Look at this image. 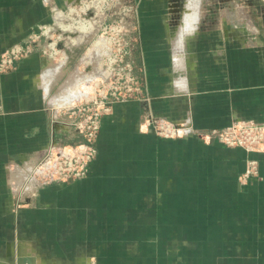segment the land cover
<instances>
[{"label":"crops","instance_id":"crops-1","mask_svg":"<svg viewBox=\"0 0 264 264\" xmlns=\"http://www.w3.org/2000/svg\"><path fill=\"white\" fill-rule=\"evenodd\" d=\"M69 1L0 0V55ZM137 2L151 103L105 117L85 179L42 186L30 174L52 144L72 142L54 115L82 99L79 66L67 74L34 53L0 75V264H264V152L205 135L264 123V29L249 33L243 10L218 1L215 13L214 1L187 0L178 27L168 0ZM70 77L76 91L64 88ZM147 113L192 134L162 139ZM249 158L259 176L242 184Z\"/></svg>","mask_w":264,"mask_h":264},{"label":"built area","instance_id":"built-area-1","mask_svg":"<svg viewBox=\"0 0 264 264\" xmlns=\"http://www.w3.org/2000/svg\"><path fill=\"white\" fill-rule=\"evenodd\" d=\"M87 1L91 2L82 0V3ZM78 2L80 0H75L66 7L53 5L51 24L40 26L23 42L0 55V75L12 72L18 62L34 53L58 65H66L72 51L69 46L75 48L79 45L74 40L80 37L81 32H84L83 37L95 33L91 23L96 16L85 13L83 15H87L88 19L83 20L77 13ZM126 2L128 4V0ZM103 19L99 28L100 39L95 42L92 51L91 65L95 72L86 82L92 91L82 99L61 107L62 119L73 132V139L68 145L52 144L31 169V177L39 185L85 179L99 155L98 143L105 117L114 112L117 104L128 101L140 103L144 110L150 106L146 72L137 56L141 46L137 17L120 13L115 19V15L106 12ZM107 20H113L112 24L108 25ZM143 118L144 124L166 139L192 134L183 125L164 117L147 113ZM205 135L228 148H241L248 154L264 152V123L235 121L229 127L214 129ZM246 165V171L241 175L242 184L259 176L257 159L249 158Z\"/></svg>","mask_w":264,"mask_h":264},{"label":"rangeland","instance_id":"rangeland-1","mask_svg":"<svg viewBox=\"0 0 264 264\" xmlns=\"http://www.w3.org/2000/svg\"><path fill=\"white\" fill-rule=\"evenodd\" d=\"M168 1L169 3L167 6V12L170 14V17H172L173 21L171 22L173 26L175 25L174 27H178L181 24L183 13L186 8L187 0H168ZM210 1L215 2V3L212 2L213 8H210L211 11L215 13L219 12V9H220L219 5H216V1L228 5V7L232 10L241 8L244 14L246 15V20L248 23L247 24L243 22V25L249 28L248 30L249 33L254 28L259 29V30L260 28L264 29V0H210ZM69 2L70 3H67L66 5L70 6L71 2L73 3V1H69ZM84 3H82V0H80V2L77 3V6L79 5L77 7V10H78L77 13H79L82 16L83 20L88 19L87 15H83L85 13H90V15L96 16L94 19L95 21L91 23V25L95 27V31H94L95 33L85 34L84 37L82 34L84 32L80 34V40L75 43L77 44L79 42L81 43H79V45L76 46L75 48L74 46H69L71 47L70 49L72 50L70 51V59H69L70 61L64 66L67 67L66 69L67 74L73 73L74 70H76L77 67L79 66L80 71L86 75L83 77L82 83H80V87L82 86V89H84L82 90V93L85 94V93H91L92 91L91 86L89 85V83H86V82L91 76L89 73H90L91 67H93L91 65L92 51L94 50L95 42H97L100 39L99 28L104 21L103 15L106 14V12H110L111 14L115 15V19L119 17L120 13L122 15L128 14L130 16L134 14L135 17H138L139 3L137 2V0H128V4L126 0H91V2L87 1ZM205 4H206V1L203 3V5ZM190 7L194 8L193 5ZM110 8H111V11H110ZM202 10L203 12H205L204 7H202ZM112 21L113 20H107V22H109L108 25H111ZM188 22L186 21V23ZM117 24L119 25L118 21H117ZM71 78H72V81L75 80L73 77H70L69 79ZM64 88H65V85H64ZM74 102L76 101H73L71 103H74ZM55 112L56 113L54 116L59 117V118L62 117L61 116V106L57 107V109H55ZM68 131L70 132L71 130L68 128ZM70 133L73 134L72 131ZM65 138H67V136H65L64 139L63 138L61 139L62 141L61 144L68 145L70 142L68 143V141L65 140ZM160 138L166 139L164 137H160ZM61 141H58L57 143H60ZM50 261L56 264V260H50ZM20 263L23 264L22 261ZM92 264H94V262Z\"/></svg>","mask_w":264,"mask_h":264},{"label":"bare ground","instance_id":"bare-ground-1","mask_svg":"<svg viewBox=\"0 0 264 264\" xmlns=\"http://www.w3.org/2000/svg\"><path fill=\"white\" fill-rule=\"evenodd\" d=\"M73 1H75V0H73ZM195 0H190V2H191V4L193 5V2H194ZM190 12H191V10L192 9H188ZM193 14V13H192ZM195 14V13H194ZM193 24L191 23L190 24V26H192ZM244 26V25H243ZM81 31H83V30H81ZM82 33V32H81ZM82 37V36H81ZM83 38V37H82ZM80 40V37H78L76 40H74L75 42H78ZM79 43H81V42H79ZM78 43V44H79ZM76 82V79L75 80H73L72 81V78L71 79H69L67 82H66V84H65V88H67V87H69L72 91H76V89H78L74 84H76L75 83ZM80 84V83H79ZM75 86V87H74ZM68 92V91H67ZM66 92V93H67ZM81 93H82V90H81ZM67 94H70V92L69 93H67ZM87 93H85L84 95H86ZM64 95H66V94H64ZM75 95V94H74ZM83 95V94H82ZM81 95V96H82Z\"/></svg>","mask_w":264,"mask_h":264},{"label":"water","instance_id":"water-1","mask_svg":"<svg viewBox=\"0 0 264 264\" xmlns=\"http://www.w3.org/2000/svg\"><path fill=\"white\" fill-rule=\"evenodd\" d=\"M20 262H21V260H19V264H21ZM28 262H29V260H28Z\"/></svg>","mask_w":264,"mask_h":264}]
</instances>
